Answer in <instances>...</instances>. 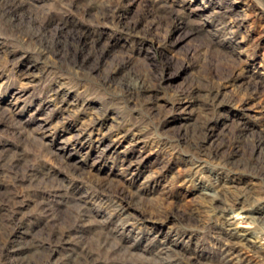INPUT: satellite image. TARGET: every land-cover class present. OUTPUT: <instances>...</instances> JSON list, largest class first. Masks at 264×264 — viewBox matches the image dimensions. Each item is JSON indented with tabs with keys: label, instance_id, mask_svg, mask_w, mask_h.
Returning <instances> with one entry per match:
<instances>
[{
	"label": "rangeland",
	"instance_id": "374dc122",
	"mask_svg": "<svg viewBox=\"0 0 264 264\" xmlns=\"http://www.w3.org/2000/svg\"><path fill=\"white\" fill-rule=\"evenodd\" d=\"M221 2L0 0V264H264L222 236L264 243V175L218 162L264 135V0Z\"/></svg>",
	"mask_w": 264,
	"mask_h": 264
},
{
	"label": "bare ground",
	"instance_id": "6f19581e",
	"mask_svg": "<svg viewBox=\"0 0 264 264\" xmlns=\"http://www.w3.org/2000/svg\"><path fill=\"white\" fill-rule=\"evenodd\" d=\"M204 1L207 2V3H209V4H215V6L212 7V12H214V13L219 12L220 11V8H222V5H221L222 2H221V0H201V2H202L203 5L197 4V5H195V9L197 10V9H200V8H204V6H205ZM232 3H234V1H232L231 4ZM201 18H203V19L198 20V21L191 20V19L190 20L189 19H186V20L181 19L179 21L183 22L184 24H186V23H188V22L191 21L192 24L198 25V26H201V27H202V25H204L206 23L210 24L213 21V18H211L210 16H201ZM240 19L241 18H240L239 15L232 16V18L229 19V20H227L226 22H224V21L222 22L221 21L219 23H215L214 26H213V28L216 31L219 30V32H221V31L224 30V27L225 26H229L230 27V26L237 25L236 23H238V20L240 21ZM194 25L192 27H190V31L196 29V27H194ZM235 30L236 29L233 27L229 31L230 33H228L225 36H223L222 39H223V42L224 43H227V44H230L231 45V44H234V43L237 42V40L235 38H233L234 35H236ZM81 40H82V37L80 35L79 36L75 35V37L73 38V41H74L73 43L77 44L76 49L79 48V45H81ZM142 84H139L137 86L138 87H141ZM209 122L210 121L204 122V126L205 125H208ZM209 127L211 129L212 125H210ZM66 144L67 143L62 144V145H58L57 147L60 148V149H64L65 147H67ZM263 144H264V135H260L253 142V146H252V151L253 152H252V155L249 158H247V159H245V158H239V160H236L234 157L227 156V157H223V158H221V157L218 158V159H220L218 162L222 164V167L232 168V169H235L236 171H240V172H246V171H248V172L253 173L254 175H264V161H262L263 160V159H261L262 157L260 158L258 156V152L263 151ZM96 146H97V144L95 143V147ZM90 147H91L90 146V142L86 138L77 137L76 141L72 143V145L70 147V151H68V153H71V154L79 153V152H82L84 148H86V150H84V151L85 152H88ZM199 147H202V146L199 145ZM199 149L202 152H204L205 154H207V155H210V154H213L214 152H216V149L215 148L207 149V150L202 149V148H199ZM256 152H257V155L255 156L254 154ZM78 159L81 160V161H83L84 160V156H81ZM123 167H125V165ZM208 194L212 196V199L213 200H215L217 198H220V196L216 192H214V193H208ZM214 207L217 208L218 211H220L222 213L225 210H227L226 205L215 204ZM229 209H233V208H231L229 206ZM241 210H245L248 213H250L247 216L250 217L253 221H255L259 225L260 230H261V232L263 234V235L260 234V237L261 238H264V198L257 199V201L252 202L250 204V206H245V207L241 206ZM126 225H128V223L123 224L122 226L124 227ZM222 236H223L224 239H226V240H228V241H230V242H232V243H234L236 245H239V246H242V247H249L250 250H252L255 253H257L258 256H261V258L264 260V243H257V240L255 238H252V236H254V235H252V233H251V235L249 233H240V232L238 233L235 230L231 229V227H229V228H227L223 232V235ZM158 249H159L160 253L167 255L166 256L167 257V260H166V263L165 264H193V260L189 256L186 255V253L184 252L185 250L182 249V244H180L179 241L170 240V239L169 240H166V241H162L161 244H160V247ZM226 253H227V251H225V254ZM234 255L235 254H233L231 257H233ZM234 261H232V263H230V264H248L247 261L241 263L239 257H237V259H236L235 262ZM263 263H264V261H263Z\"/></svg>",
	"mask_w": 264,
	"mask_h": 264
}]
</instances>
